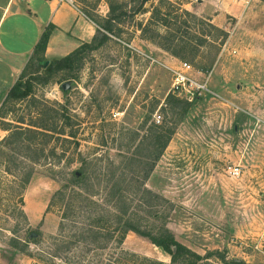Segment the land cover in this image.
<instances>
[{"label": "rangeland", "instance_id": "1", "mask_svg": "<svg viewBox=\"0 0 264 264\" xmlns=\"http://www.w3.org/2000/svg\"><path fill=\"white\" fill-rule=\"evenodd\" d=\"M106 1L73 0L83 13L94 17H106ZM112 1L119 17L111 23V32L103 29L105 22L99 19L97 39L107 36L100 46L94 43L68 67L53 71L46 65L54 59L38 61L31 56L22 73L29 95L7 98L12 77L0 78V264H64L67 256L97 264L95 254L112 256L114 240L104 250L94 251H88L93 248L88 241L77 242L67 251L62 241L55 243L62 207L49 208L60 186V176L54 172L68 170L65 166L70 162L74 169L83 158L102 165L121 162L146 143L152 122L156 124L158 118V124L171 125L174 111L183 107L176 105L170 91V68L181 59L141 35L150 15L144 11L150 9L149 3ZM169 1L205 18L206 24L220 28L227 37L210 68L200 70L209 74V88L219 98L206 95L190 102L177 98L187 102L188 108L176 121L146 187L165 200L161 215L176 240L202 257L208 254L198 264L230 260L264 264V2ZM206 24L194 29L180 25L181 32L187 30L208 41L215 31ZM167 29L175 27L157 28L159 32ZM199 50L193 61L182 59L198 71L204 57L213 54L205 46ZM64 84H68L66 90ZM16 126L49 135L26 142L27 151L17 141H3ZM70 132L73 137L65 135ZM39 142L44 146L42 155ZM36 153L37 164L23 158L28 155L34 160ZM52 160L59 162L56 167L44 165ZM233 168H238L237 175L229 172ZM121 249L170 262L161 248L131 231Z\"/></svg>", "mask_w": 264, "mask_h": 264}, {"label": "trees", "instance_id": "2", "mask_svg": "<svg viewBox=\"0 0 264 264\" xmlns=\"http://www.w3.org/2000/svg\"><path fill=\"white\" fill-rule=\"evenodd\" d=\"M139 1L142 6L149 3L150 8L149 10H144L145 12L150 11L148 19L141 28V35L144 39L152 41L158 47L181 59V61L186 58L193 61L195 56L201 53L199 48L205 46L211 49L213 54L211 56L207 54L204 57L205 62L203 65L200 64L199 71L210 68L215 58L214 53L219 50L220 45L227 37L226 32L211 23L206 24L205 18L198 17L196 14L185 10L178 4H173L169 0ZM154 1L157 4H154ZM262 1L264 2V0ZM106 3L108 7L106 17H94L84 13L97 25V31L92 40L89 43L81 44L67 55L49 62L46 65L47 70L53 71L68 67L85 48L93 47L94 43H96L94 47L104 43L107 39L105 34L97 39V32H99V27L101 26L99 19L105 22L103 29L111 32V23L118 20L119 17L116 10V2L107 0ZM163 7L172 8V11H163ZM203 24L208 25L215 31L213 38L208 41L187 30L181 32L180 25L194 29L198 25L201 26ZM160 26L166 28L175 27V29L174 31L167 29L159 32L157 28ZM206 35L209 34L206 33ZM48 37L49 31L45 30L35 45L34 55L37 56L38 61L43 60L42 55L45 51ZM44 63L46 61H43ZM22 73L8 89L7 98L21 99L29 95L30 86L27 81L23 80L24 75ZM171 97L174 96L171 95ZM174 99L177 102V106H179V103L183 104L180 112L174 111L176 115L175 121L171 125L152 122L145 135L146 143L136 146L131 155L123 157L124 159L121 162L117 164L110 162L102 165L98 162L92 163L83 158L79 160V166L74 169H70V162L65 166L68 170L64 168L54 172V174H57L56 176H60V186L51 196L49 208L54 206L62 207L59 235L54 240L57 244L61 241L63 245L65 244L64 251L69 250V246L72 247L75 243L82 241H88L93 244V248L88 249V251L104 250L108 241L114 240L116 246L113 255L106 257L105 254H95L97 264H166L122 250L123 239L126 233L131 231L146 237L153 245L161 248L169 255V264H198L203 259H208V254L202 257L176 240L166 227L163 222V215H161L163 208L161 202L165 200L159 194L146 187L148 177L174 134L176 121H179V118L183 116L188 108L187 102L177 98ZM176 105L174 104L173 107L175 108ZM54 119L62 121L59 118ZM3 130L10 129L4 128ZM62 134L64 135V133ZM37 135L48 136L49 133L30 127L22 128L21 126H16L3 141L7 142V144L17 141L18 146L28 151L30 146L25 143L30 142L32 139L34 140ZM65 135L73 137L72 132ZM42 146V142L37 143L40 155L44 152ZM51 154L56 155L53 150H51ZM36 155L34 160L29 158L28 155H24L23 158L37 164L40 157L38 153ZM58 163V161L52 160L44 165L56 167ZM31 171L26 172L23 183L27 182ZM66 229L67 232L64 235ZM66 236L71 238V240H64ZM209 255L212 254L209 253ZM71 257L67 256L64 264H88L82 259ZM222 260L225 261L223 258ZM224 263L245 264L243 260H230Z\"/></svg>", "mask_w": 264, "mask_h": 264}, {"label": "crops", "instance_id": "3", "mask_svg": "<svg viewBox=\"0 0 264 264\" xmlns=\"http://www.w3.org/2000/svg\"><path fill=\"white\" fill-rule=\"evenodd\" d=\"M49 31L44 59H59L89 43L97 25L75 4L57 0H0V78L10 88L34 55L41 34ZM7 88V90H8Z\"/></svg>", "mask_w": 264, "mask_h": 264}, {"label": "built area", "instance_id": "4", "mask_svg": "<svg viewBox=\"0 0 264 264\" xmlns=\"http://www.w3.org/2000/svg\"><path fill=\"white\" fill-rule=\"evenodd\" d=\"M57 1L59 3L64 2L74 6L73 0ZM170 73V91L176 98L187 102L206 95L219 98L216 93L209 88V74H203L201 71L196 70L191 64L179 61V64L176 67L170 68ZM155 122L159 123L160 120L157 118ZM229 172L237 175L238 168H233Z\"/></svg>", "mask_w": 264, "mask_h": 264}, {"label": "water", "instance_id": "5", "mask_svg": "<svg viewBox=\"0 0 264 264\" xmlns=\"http://www.w3.org/2000/svg\"><path fill=\"white\" fill-rule=\"evenodd\" d=\"M67 88H68V84H64L63 89L66 90ZM33 236H35V234H33Z\"/></svg>", "mask_w": 264, "mask_h": 264}]
</instances>
